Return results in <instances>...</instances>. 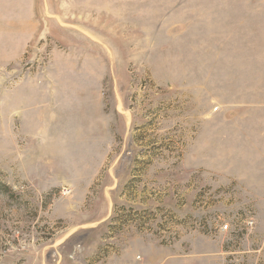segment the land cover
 I'll list each match as a JSON object with an SVG mask.
<instances>
[{
    "label": "rangeland",
    "instance_id": "374dc122",
    "mask_svg": "<svg viewBox=\"0 0 264 264\" xmlns=\"http://www.w3.org/2000/svg\"><path fill=\"white\" fill-rule=\"evenodd\" d=\"M0 264H264V0H0Z\"/></svg>",
    "mask_w": 264,
    "mask_h": 264
},
{
    "label": "built area",
    "instance_id": "2783aa9c",
    "mask_svg": "<svg viewBox=\"0 0 264 264\" xmlns=\"http://www.w3.org/2000/svg\"><path fill=\"white\" fill-rule=\"evenodd\" d=\"M224 227L227 229L228 225H225Z\"/></svg>",
    "mask_w": 264,
    "mask_h": 264
}]
</instances>
